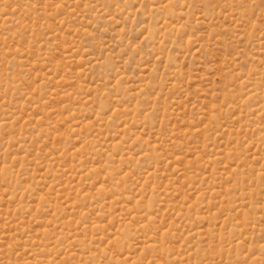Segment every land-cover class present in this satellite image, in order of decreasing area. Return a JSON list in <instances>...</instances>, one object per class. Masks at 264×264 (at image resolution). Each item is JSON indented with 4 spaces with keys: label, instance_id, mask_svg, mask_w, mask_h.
Masks as SVG:
<instances>
[{
    "label": "rangeland",
    "instance_id": "obj_1",
    "mask_svg": "<svg viewBox=\"0 0 264 264\" xmlns=\"http://www.w3.org/2000/svg\"><path fill=\"white\" fill-rule=\"evenodd\" d=\"M0 264H264V0H0Z\"/></svg>",
    "mask_w": 264,
    "mask_h": 264
}]
</instances>
